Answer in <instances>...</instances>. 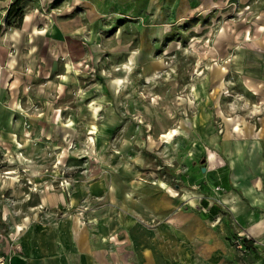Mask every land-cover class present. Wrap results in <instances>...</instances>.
Returning a JSON list of instances; mask_svg holds the SVG:
<instances>
[{
    "label": "rangeland",
    "instance_id": "374dc122",
    "mask_svg": "<svg viewBox=\"0 0 264 264\" xmlns=\"http://www.w3.org/2000/svg\"><path fill=\"white\" fill-rule=\"evenodd\" d=\"M16 1L0 0V254L65 224L121 262L147 230L169 264H249L241 237L264 256V0H19L7 17Z\"/></svg>",
    "mask_w": 264,
    "mask_h": 264
},
{
    "label": "crops",
    "instance_id": "0c3cea01",
    "mask_svg": "<svg viewBox=\"0 0 264 264\" xmlns=\"http://www.w3.org/2000/svg\"><path fill=\"white\" fill-rule=\"evenodd\" d=\"M213 158V155L209 156L210 161ZM216 213L217 208L214 214L209 209V215L213 216ZM59 230L60 235L55 233L56 230L48 232V241H42L40 235L32 231L29 233L33 237L32 241L30 244L22 241L21 253L13 250L6 258L2 256L3 253L0 255L6 259L5 264H169L166 249L168 241L162 238L161 232L153 235L151 230H147L142 231L143 235L139 234L138 237L132 235L134 245L128 246L127 249L134 250L135 253L130 252L129 259L121 262L120 247L102 241L97 245L92 234L89 237L90 235L86 233L84 235L70 231L71 228L67 230L65 224H60ZM73 232H77L78 235L74 236ZM262 233H264L263 219L259 221V235ZM253 248L255 249L254 246ZM251 254L253 256L249 264H264V256L260 253L258 255L256 249L251 250Z\"/></svg>",
    "mask_w": 264,
    "mask_h": 264
},
{
    "label": "trees",
    "instance_id": "16d2710c",
    "mask_svg": "<svg viewBox=\"0 0 264 264\" xmlns=\"http://www.w3.org/2000/svg\"><path fill=\"white\" fill-rule=\"evenodd\" d=\"M19 0L18 1H16L15 3H14V5H12V7L9 9V11H8V16L7 17H10L11 15H17L18 13H17V11H15L14 12V8L16 7V6H18V4H19ZM16 10V9H15ZM18 18L19 19H21V14H19L18 15ZM18 26V25H17ZM210 211L214 214L215 212H216V207L214 206V205H212L210 208ZM241 244L243 245V247L245 248V249H247V250H249V251H251V250H255L254 248H253V241L251 240V239H247L246 237H241Z\"/></svg>",
    "mask_w": 264,
    "mask_h": 264
},
{
    "label": "built area",
    "instance_id": "2783aa9c",
    "mask_svg": "<svg viewBox=\"0 0 264 264\" xmlns=\"http://www.w3.org/2000/svg\"><path fill=\"white\" fill-rule=\"evenodd\" d=\"M240 242H241V239H240ZM0 264H4V262L2 260H0Z\"/></svg>",
    "mask_w": 264,
    "mask_h": 264
},
{
    "label": "water",
    "instance_id": "95a60500",
    "mask_svg": "<svg viewBox=\"0 0 264 264\" xmlns=\"http://www.w3.org/2000/svg\"><path fill=\"white\" fill-rule=\"evenodd\" d=\"M204 170V168H202V171Z\"/></svg>",
    "mask_w": 264,
    "mask_h": 264
}]
</instances>
